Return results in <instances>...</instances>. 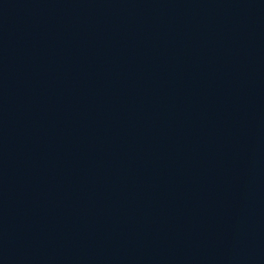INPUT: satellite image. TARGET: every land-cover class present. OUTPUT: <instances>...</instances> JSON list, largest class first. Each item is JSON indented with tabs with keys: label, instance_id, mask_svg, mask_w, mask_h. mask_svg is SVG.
I'll list each match as a JSON object with an SVG mask.
<instances>
[{
	"label": "water",
	"instance_id": "1",
	"mask_svg": "<svg viewBox=\"0 0 264 264\" xmlns=\"http://www.w3.org/2000/svg\"><path fill=\"white\" fill-rule=\"evenodd\" d=\"M71 264H264V0H198Z\"/></svg>",
	"mask_w": 264,
	"mask_h": 264
}]
</instances>
